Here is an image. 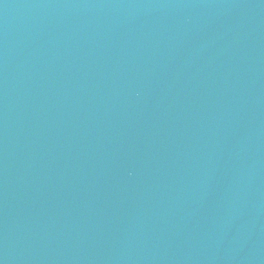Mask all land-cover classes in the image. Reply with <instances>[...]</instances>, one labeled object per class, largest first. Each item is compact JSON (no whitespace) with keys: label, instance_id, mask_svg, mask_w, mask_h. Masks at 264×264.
<instances>
[{"label":"water","instance_id":"water-1","mask_svg":"<svg viewBox=\"0 0 264 264\" xmlns=\"http://www.w3.org/2000/svg\"><path fill=\"white\" fill-rule=\"evenodd\" d=\"M0 264H264V0H0Z\"/></svg>","mask_w":264,"mask_h":264}]
</instances>
